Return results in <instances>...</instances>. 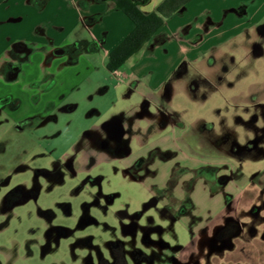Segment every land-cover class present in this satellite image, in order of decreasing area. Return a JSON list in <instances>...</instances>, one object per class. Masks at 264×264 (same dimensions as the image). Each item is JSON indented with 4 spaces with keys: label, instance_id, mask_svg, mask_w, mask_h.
<instances>
[{
    "label": "crops",
    "instance_id": "1",
    "mask_svg": "<svg viewBox=\"0 0 264 264\" xmlns=\"http://www.w3.org/2000/svg\"><path fill=\"white\" fill-rule=\"evenodd\" d=\"M163 1L149 0L141 9L153 13ZM134 27L109 1L0 0V84L17 83L22 90L0 91V97L12 94L21 101L20 109L29 101L27 110L13 114L15 119L39 113L47 103L58 104L62 97L66 100L96 70L97 57L103 56L107 69L109 55ZM263 27L264 0H190L121 69L113 73L107 69L120 95L105 120L120 114L134 119L137 143L132 144V157L147 155L155 145L175 153L171 160L152 166L158 169V176L157 184L147 179L150 193H161V202L176 208L190 198L188 213L177 221L191 232V252L205 260L209 252L210 264H264V173L252 175L239 166V158L225 153L229 143L218 145L222 152L215 161L191 145L186 146L189 154L183 151L178 142L184 140L185 132L174 120L171 106L178 88L197 92L200 85L193 84L197 78L212 81L218 67L226 70L225 59H231L240 48L249 50L264 37ZM21 59V72L9 80L5 66ZM99 90L103 95L110 86ZM35 94H41L38 104L32 103ZM146 101L150 110H164L165 126H155L161 135L157 140L152 131L154 118L137 116ZM207 126L200 125L196 138L206 136ZM171 141H177L176 147L166 145ZM182 156L190 164L179 161ZM178 167L189 172L170 184L171 172ZM221 176L228 178L226 183L221 184ZM230 221L240 223L241 231L218 249L213 240L216 231Z\"/></svg>",
    "mask_w": 264,
    "mask_h": 264
},
{
    "label": "rangeland",
    "instance_id": "2",
    "mask_svg": "<svg viewBox=\"0 0 264 264\" xmlns=\"http://www.w3.org/2000/svg\"><path fill=\"white\" fill-rule=\"evenodd\" d=\"M255 45L262 54L254 53ZM234 53L223 61L226 70L218 67L212 81L199 77L193 82L200 85L197 92L178 88L171 106L174 120L185 132L178 145L188 154L187 145L196 147L215 161L222 152L220 139L226 135L242 146L258 140V149L239 158L238 164L252 175L263 174L264 37L249 50ZM95 65L96 70L65 100L64 105L75 104L77 109L58 112L57 122L35 132L19 130L8 110L0 112V264H114L115 244L121 246L124 264H210L209 252L206 260L191 252L193 238L185 225L162 217V202L145 208L152 199L151 185L132 180L118 163L106 160L89 172L77 159L67 166L64 154H75L72 145L79 133L103 123L120 95L115 81L108 78L103 56ZM104 85L110 90L99 94ZM20 87L1 83L0 91L17 93ZM25 103L20 112L27 110L29 101ZM92 111L99 113L91 117ZM203 123L210 130L198 139L195 134ZM176 142L166 145L174 148ZM225 153L230 155L229 149ZM179 161L190 164L183 156ZM137 215L140 230L125 236L126 218ZM149 224L164 229L152 237L155 242L144 236Z\"/></svg>",
    "mask_w": 264,
    "mask_h": 264
},
{
    "label": "flooded vegetation",
    "instance_id": "3",
    "mask_svg": "<svg viewBox=\"0 0 264 264\" xmlns=\"http://www.w3.org/2000/svg\"><path fill=\"white\" fill-rule=\"evenodd\" d=\"M264 33V27L262 28ZM254 53L259 55L262 54V49L259 45L254 46ZM23 59L18 60L15 63H9L5 66V73L9 80H15L18 77L19 72H21V66ZM41 94H35L32 96V103L38 104ZM65 104V100L62 97L61 101L56 104L54 102H49L46 104L44 109L32 116H28L17 120V126L19 130H30L36 131L50 121L57 122L58 118L56 114L58 112H73L77 109L75 104ZM21 101L15 98L12 94H7L0 98V112H7L8 110L10 116L14 113L20 111ZM97 111H92L90 116L92 117L96 114ZM139 118H144L148 116L154 118V139L157 140L161 137L160 134H157V126L163 128L165 126V116L164 110L162 107H155L153 110H150V103L144 102L141 106V111L137 114ZM142 120V119H141ZM133 118H127L124 114L113 116L108 120H105L101 124H93L91 127L84 129L83 132H80L77 140L72 145L75 154L69 155L68 153L64 154L67 161V166L70 167L69 161H77L83 163L87 172L94 168L97 164H100L102 161H110L113 163H118L122 168L125 174H129L132 177V180L142 181L148 183L147 179L152 178L157 184L158 169L153 168L152 166L157 161H169L175 157V153L171 150L162 151L158 145L152 147L147 155H138L132 157V144H136L137 140L134 137L133 129ZM156 126V127H155ZM222 141L229 143V151L231 155H234L237 158H241L244 152H251L257 150L259 147V141H249L246 145H239L237 142L232 141L230 136H224ZM71 157V158H70ZM127 162V163H126ZM189 172L188 168H176L171 172L170 175V184H173L181 175H184ZM101 178L93 180L94 183L100 181ZM226 176H221L219 181L221 184L226 183ZM36 194V193H35ZM152 199L145 205V208L156 207L161 203L160 196L161 193H150ZM7 198V197H6ZM10 197L6 199L8 201ZM18 202H22V198H16ZM17 202V201H16ZM191 206L190 198L187 196L184 202L179 208L175 207V204L169 206L162 205V217L171 222H176L178 218L182 215L188 213ZM127 221L123 225V233L125 236L138 233L140 230V225L138 220L140 215L135 217L126 218ZM164 229L160 226H155L152 224L144 229V236L151 242H155L152 237ZM241 231V224L235 221H230L223 227L219 228L216 231L214 236V242L217 243V246H222L229 244V241ZM114 248L116 250V259L114 262L117 264H124L125 260L123 259V254L119 250L121 248L120 244H115ZM114 263V264H116ZM103 264H109L107 261H104Z\"/></svg>",
    "mask_w": 264,
    "mask_h": 264
},
{
    "label": "trees",
    "instance_id": "4",
    "mask_svg": "<svg viewBox=\"0 0 264 264\" xmlns=\"http://www.w3.org/2000/svg\"><path fill=\"white\" fill-rule=\"evenodd\" d=\"M124 12L134 23V30L109 55L107 69L116 72L137 54L162 27L165 20L182 11L190 0H164L155 12L146 14L141 6L149 0H103Z\"/></svg>",
    "mask_w": 264,
    "mask_h": 264
}]
</instances>
